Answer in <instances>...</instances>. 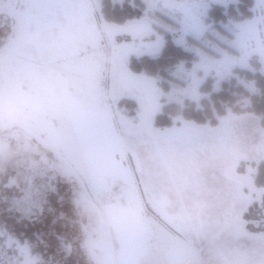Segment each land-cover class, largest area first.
<instances>
[{"label": "snow or ice", "instance_id": "1", "mask_svg": "<svg viewBox=\"0 0 264 264\" xmlns=\"http://www.w3.org/2000/svg\"><path fill=\"white\" fill-rule=\"evenodd\" d=\"M0 177L75 264H264V0H0Z\"/></svg>", "mask_w": 264, "mask_h": 264}, {"label": "flooded vegetation", "instance_id": "2", "mask_svg": "<svg viewBox=\"0 0 264 264\" xmlns=\"http://www.w3.org/2000/svg\"><path fill=\"white\" fill-rule=\"evenodd\" d=\"M7 182L8 177H0V231L10 232L21 245L27 243L31 255L38 257L39 264H75L76 245L71 230L57 236L38 222L21 219L20 213L10 203L11 190L4 187ZM0 246L5 249L6 260L13 258L14 264H24V258L16 255L15 246L7 248V237H0Z\"/></svg>", "mask_w": 264, "mask_h": 264}, {"label": "trees", "instance_id": "3", "mask_svg": "<svg viewBox=\"0 0 264 264\" xmlns=\"http://www.w3.org/2000/svg\"><path fill=\"white\" fill-rule=\"evenodd\" d=\"M144 62L147 66L153 68H162L167 63V61H161L159 64H156L153 61H151V59L148 57L144 58ZM233 91H239V89L236 86H233ZM225 98L226 99L228 98L227 95H225Z\"/></svg>", "mask_w": 264, "mask_h": 264}]
</instances>
